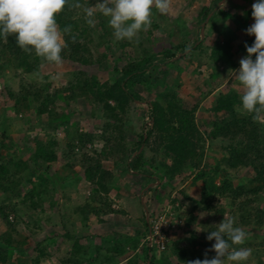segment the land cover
Segmentation results:
<instances>
[{"label": "trees", "instance_id": "16d2710c", "mask_svg": "<svg viewBox=\"0 0 264 264\" xmlns=\"http://www.w3.org/2000/svg\"><path fill=\"white\" fill-rule=\"evenodd\" d=\"M75 2L68 0L64 9L56 15L64 42L62 60L108 70L107 60L111 52L117 51L114 53L115 78L102 83L96 76L79 72L68 87L63 89L55 88L51 82L46 85L22 82L18 91L7 87V104H12L15 115L26 117L31 112L37 117L47 115L49 128L54 131L64 129L66 145L62 156H59L61 141L54 137L40 139L37 135L31 141L35 150L28 152L29 158H17L9 153L0 156V220L7 229L0 235V264H28L19 263L18 259L13 263L16 256L26 255V240L19 241L14 237L19 223L11 221L12 214L18 219L17 205L13 200L22 197V203H28L30 210H37L45 202L54 203L57 192L54 185L57 179L63 180L61 173L65 168L71 169L76 180L83 183L82 186L89 185L86 204L77 206L74 212L81 214L83 220L96 218L100 223H105L104 217L126 214L124 210L114 208L118 196L122 195V191L115 186L117 177H121L117 171L124 174V170H129L145 178L148 186L160 181L164 190L169 187L175 189L176 186L180 188L183 202L177 206L178 209L189 204L192 210L184 225L185 238L174 241L170 246L177 264H187L197 258L204 259L205 254L212 258L215 254L205 250L210 249L214 241H208L206 237L208 231L215 230L216 225L224 219L238 218L242 226L262 230L264 122L261 114H264V107L249 113L240 104L242 92L220 88L225 72L232 74L233 70L239 69L238 59L247 55L245 44L250 46L254 41V37L245 33V29L251 26V18L247 17L241 23L245 26L241 36L238 35L239 27H235L232 32L231 29L223 31L209 47L211 67L221 72L213 71L210 74L209 84L205 88L208 93L204 95L208 97L207 105L202 107L199 99L193 105L184 100L185 96L191 94L186 88L179 90L181 87H177L176 83L160 84V79L154 76L159 70L155 63L158 58L169 66L179 62L178 54L192 50L186 58L189 57L195 63L194 54L202 49L203 43L199 44L197 40L189 46L185 41L188 38L186 35L177 45L171 41L151 50L145 45L152 41L144 39L142 35L131 42L116 41L108 24L109 18L98 10L95 12L97 24L89 26L86 23L83 8L94 6L97 0H79L81 8L72 7ZM215 6H212L213 10ZM212 7L210 5L209 9H204L202 22H206ZM157 12L153 9L154 15ZM248 13L249 10L247 16ZM174 22H177L179 29L182 28L181 19ZM150 25L153 28L159 27L153 22ZM66 27L70 28L67 33L63 31ZM140 33L143 34L142 31ZM174 34L175 30L170 32L171 36ZM95 38L98 43L94 41ZM103 48L105 51L97 55L98 50ZM123 57L128 60L125 64L121 63ZM197 62L199 65L192 70V74L200 72L199 68L205 66V63ZM43 63L55 65L37 56L35 52L23 51L12 36L6 40L0 39V74L4 69H9L15 77L36 75L41 72ZM179 71L184 76L185 69L179 68ZM46 79L49 80L48 75ZM141 86H145L154 99L148 102L150 110L146 120L149 123L145 118L140 120V131L136 133L131 113L134 104L143 103ZM238 88L242 89L240 83ZM79 100L102 109L97 116L103 125L101 134L84 131L82 122H79L74 135L69 137L72 125L70 114L59 113L57 103L61 101L68 104ZM201 108L207 115L199 124ZM6 142L7 138L2 135L0 147H7ZM109 161L115 164L116 171L105 168L104 163ZM54 165L60 166V170L52 173ZM122 165L124 168L120 169ZM79 168L82 174L77 176L75 170ZM248 170H251L250 175L241 179L240 176ZM178 178L181 183L175 185ZM148 192L152 193L151 200L160 196L156 189L150 188ZM76 194L79 196L80 191H76ZM179 202L175 198L171 205L176 207ZM200 213L207 216L204 230L200 233L191 231ZM142 219L143 227L147 230L149 224L146 216ZM66 237L68 242L72 241V254L68 259L61 260V264H114L128 253V246L137 250L140 244L139 234L132 237L112 233V239L106 241L107 248L94 244L89 234L78 233L73 236L67 233ZM263 244L259 245L264 247ZM234 247L251 248L252 245L247 241ZM144 249L145 254L139 255L131 264H138L139 257L140 260L149 261V264H164V258L160 259L152 249L146 246ZM36 252L32 264H43L48 257L47 248L40 243ZM259 264H262L261 261Z\"/></svg>", "mask_w": 264, "mask_h": 264}, {"label": "rangeland", "instance_id": "374dc122", "mask_svg": "<svg viewBox=\"0 0 264 264\" xmlns=\"http://www.w3.org/2000/svg\"><path fill=\"white\" fill-rule=\"evenodd\" d=\"M225 1H227V4L232 8V10L239 8L238 11L243 12V8L252 9V5L255 2V0ZM206 2L207 0H170V9L167 14L161 15L159 12H157L155 15L152 14L151 16V23H157L159 27L153 28V26L150 25L145 30H142L143 34L139 33L137 36L138 38L142 36L144 37V39L149 38L152 42L146 43L145 46H148L151 50H156L155 48H158L160 44L167 42L171 43V41L172 44L177 45L178 43L183 41V38H186V35L188 36V38L184 40L189 46L193 45L197 40H199V44L203 43L202 49L200 51H196V53L194 54L193 58L195 59V61L194 59L193 61L195 63L191 62L189 60V57L186 58V56L191 53L192 50L186 53L178 54V59H180L179 62H175V64L169 66H166V63L158 58V61H156L155 63L156 65H158L159 70L155 73L154 76L155 78L160 79V84L167 83L169 85H175L176 83L177 87L178 85L181 87L179 90H182V88H186L191 92V94H189V96H185L184 100L188 104L193 105V103L197 99H199L202 101V107H206L207 105L206 99L208 97H205L204 95L208 93V91L206 92L205 88H207V84H209L210 74L213 73V71L221 72L218 68L213 69V67H211V64L209 62V48L207 49V46H209L211 42H214L217 39L216 37L222 31V28L220 27H223V29L225 30V26L219 21H217L219 23L216 22L211 27L214 18L212 19L209 17L214 12L213 9L209 17L207 18L206 23L202 22V17L204 16V7H206L207 4ZM251 12L252 10L249 11L248 16L247 13L240 14L246 16V18L243 16L238 17L232 12L231 15H233L235 19L232 18L231 20L234 22L229 23V26L231 25V32L232 30L235 31V29L239 27L240 33L238 32V35L241 36L244 33L242 28H245V26H242L241 23H244L247 17L251 18L252 23H254ZM163 16L166 17L164 18ZM225 17L224 15L220 14L216 16V19L222 20L223 23L225 21ZM177 19H181V21L183 22V26L182 28L180 27V29L177 25V22H174ZM236 19L238 20L237 23H235ZM96 24L97 22H95V25ZM174 30L175 34L174 36H171L170 32H173ZM225 31L227 32V30ZM242 37H244V35ZM94 41L98 43L96 38ZM62 45H64L63 39ZM113 49H116L115 45H113ZM104 51V48L102 50L99 49L96 54L98 55ZM116 52H111L110 58L107 60V65L109 67L108 70H103L98 66H84L64 60H62L59 65L55 64L50 66L47 63H43L41 72L36 75H20L18 77H15L12 70L4 69L0 74V142L2 141V135H5V138H7V147H0V156L7 155L9 153L14 154L17 158H29L28 152L30 153L31 151L33 152L35 150V145L34 143H31V141L37 135L40 137V139L54 137L61 141L60 143L62 144V146L58 148L59 156H62L63 148H65L66 145V133L64 132V129L59 128V130H55V132L54 130L49 128V118L47 115L43 117H37L34 112H31V114L26 117L15 115L14 111L12 110V104H7V102H9L7 87L18 91L22 82L40 83L42 85H46L51 82L55 88L63 89L68 87L69 83L74 80V77H76L75 75L79 72H86L89 76H96L102 83L111 80L113 81L115 78L113 69L115 65L114 53ZM243 57L244 56L238 59V63ZM121 61L122 64H125L128 60L123 57ZM197 61H201L202 64L205 63V66L203 67L202 65V67L199 68L200 72L192 74V70L199 65ZM179 68H182L183 70L185 69L184 76L182 73H179ZM47 75L49 76V80L46 79ZM238 83L239 81L238 79H236L235 73L230 74L229 72V74H227L225 72L222 78V82H220V88L225 91L228 88L237 89L239 92L243 93V89L238 88ZM140 90H142L143 103L134 104L133 113H131V120L134 124L136 133H139L140 131V120H142L143 118H145V121L148 120H146L150 110L148 102L153 101L154 99L153 96L149 94V91L145 88V86H141ZM218 90L219 89L215 90V92L217 93ZM210 99L211 98H209V100ZM57 110L59 113L70 114L72 125L70 126L69 137H72L74 135L76 124L79 122H82V129L86 132L94 134L102 133L103 125L100 122L101 118L97 117L99 113L102 112L101 108L97 109L96 106L87 103L85 100H79L70 102L68 104L59 101L57 103ZM206 115L207 113L204 112L201 108L198 114L199 124L202 123V118ZM261 118L264 122V114H261ZM29 121H31V123H28ZM147 122L149 123V120ZM104 166L106 169L113 171H116L117 169L115 164L111 161L104 163ZM123 166L124 165H122L120 169H123ZM59 168L60 166L54 165L52 168V173L59 171ZM75 171L77 173V176H80L82 174V170L80 168L76 169ZM116 173L121 177H117L115 186L117 189L119 188V190L122 191V195L118 196V201L116 200L115 205L117 206V208H123L126 214L124 216L118 215V219H121L120 221H118L117 223H113L112 225H110L111 227H109V225H106V227L101 228L100 231H97L96 229L99 228V222H97V219H94L93 223L90 220L81 221V214L79 215V213L77 214L74 212L77 206H83L84 204H86L87 196L90 191L88 184L82 186L83 183L76 180V175L73 176L70 168L63 169L61 173L63 180L62 178L57 179L58 181H56V184H53L57 190L54 198V203L45 202L43 206L39 207L37 210H30L28 203H22V197L17 198L15 201L13 200L14 204L17 205L18 219H16L14 217L15 215L12 214L11 221H18L19 223L15 228L16 232L14 233V237L19 241L26 240V244L24 246L26 255L24 257H18L19 255L16 256V259L13 260V263H16L19 260V263L32 264L31 260L37 255L36 248L38 244L42 243L43 245H45L48 251V257L44 259L43 264H61V260L68 259L72 254V241L68 242V239L66 237L67 233H71L73 234V236H76L78 233L89 234L94 244L103 245L104 248H107L108 243L102 241L101 239V236L104 235L102 233H107V231H109V228L110 230L111 228L118 229L120 230V233L121 231H123L122 229H125L127 232H132L130 227L134 225V222L135 225L137 224L138 217L140 220L145 215L148 218L150 215H154L157 210L165 209V207H170V205L172 204L171 202L175 198H178L180 202L176 204V207L172 206L174 210H171L170 208V211H172V218H174L176 221H179L181 225L182 223H184V221L186 223L187 217L191 213L192 208L191 205L188 204L183 208L178 209L177 206L181 205V203L183 202L179 193L180 188L176 186L175 189L169 187L168 189L164 190L160 181L152 186H148L145 178L134 175L129 170H124V174H120V171H117ZM250 173L251 170H248L244 174H242L240 178L243 179L244 177H248ZM180 183V179L178 178L175 182V185H178ZM24 187H26L25 182ZM150 188L156 189L157 195H160L157 199L151 200L153 196L152 193L148 192ZM76 191H80L79 196L78 194H76ZM89 216L92 218L91 214H89ZM232 219L235 222V226L241 227L247 233L244 242L249 241L252 245L251 248H248L251 249V255L245 263L259 264V262L261 261V263L264 264V247H261L259 245L261 243L263 244L264 242V227L262 228V230H256L252 226H242L238 218ZM142 220L139 222L140 224L138 223V226H142ZM206 220L207 216L205 214H197V220L195 221V223H193L191 231L198 233L203 231L204 226L206 225ZM91 225L93 227H96L94 231L93 228L90 227ZM184 225L182 226L183 229L177 230V232L175 233L174 231H171L169 233V236L172 233L174 234H172L170 242L167 243V247L169 248L167 249L168 252L165 251L161 254V256H159L160 259L164 258V264H177L176 258L174 257L173 252L169 246L174 242V240L177 241L185 238ZM124 226H126V228H124ZM6 230V226H4V224L0 220V235L3 234ZM141 231H143V229H141ZM132 235V237H136L138 234L133 233ZM128 247V253L116 260L114 264H131L132 260L137 258L139 255L145 254H142L141 252L134 253V248L132 249V247ZM210 249H206L205 252L211 251ZM139 251H141L140 246ZM140 258L141 257H139L138 264H145L146 260H140ZM158 262L160 261H154V263Z\"/></svg>", "mask_w": 264, "mask_h": 264}, {"label": "clouds", "instance_id": "9594fccd", "mask_svg": "<svg viewBox=\"0 0 264 264\" xmlns=\"http://www.w3.org/2000/svg\"><path fill=\"white\" fill-rule=\"evenodd\" d=\"M67 2L68 0H0V39L6 40L12 36L16 45L23 51L35 52L45 61L59 65L62 62L63 45L56 15L64 9ZM71 6L82 7L79 0ZM153 9L161 15L167 14L170 0H97L94 6L84 7L83 12L86 23L94 26L95 12L98 10L109 18L108 24L116 41L131 42L142 30L150 26ZM251 15L254 23L245 29V33L254 37V41L250 46L245 44L247 55L239 61V69L233 70L243 89L240 104L243 110L249 113L264 107V0H255ZM63 31L67 33L70 28L66 27ZM72 39L75 40V37ZM114 208L120 210L116 205ZM170 208L174 210L170 205L146 217L149 224L147 230L144 229L143 222L137 230L131 227L135 233L138 232L141 242V251L138 248L133 252L143 254L146 246L152 249L154 254L161 256L169 249L167 243L170 242L172 234L183 229L185 224V221L181 225L172 218ZM163 216L166 217L167 224L160 234H156L153 222ZM171 231L174 233L169 236ZM246 236L247 233L241 227L235 226L233 219H224L216 225L215 230L208 231L206 237L208 241H214L210 250L215 255L208 258L205 254L204 259L190 260L187 264H245L251 255V249L234 246L243 244ZM145 264H149V261Z\"/></svg>", "mask_w": 264, "mask_h": 264}, {"label": "crops", "instance_id": "0c3cea01", "mask_svg": "<svg viewBox=\"0 0 264 264\" xmlns=\"http://www.w3.org/2000/svg\"><path fill=\"white\" fill-rule=\"evenodd\" d=\"M245 1H247V0H245ZM208 2H210V3H208ZM235 2V1H234ZM207 4H206V7H204V9L206 8V9H209L208 7L211 5V7L214 5V4H216V7L214 8V12L210 15V17L209 18H214L213 19V22H212V24H211V27L213 26V24H215L217 21H219L221 24H223L224 26H225V30H227V31H229L230 29H231V25L229 26V23H233L234 21H232L231 19L233 18V19H235L234 18V16L233 15H231V13L233 12V14L234 15H237V16H243V15H240L241 13H247V11L249 10H252L251 8H243V10H244V12L243 11H238L239 10V8H237V9H233L232 10V8L227 4V1H225V0H207V2H206ZM211 9H213V7L211 8ZM227 13H228V15H227ZM220 14H222V15H224V20L225 21H227V22H223L222 23V20H220V19H216V16L217 15H220ZM229 17V18H228ZM231 17V18H230ZM243 17H246V16H243ZM228 18V19H227ZM236 21H238L237 19L235 20V23H236ZM219 22H217V23H219ZM252 24V21L250 22V25ZM232 25H234V24H232ZM221 26V25H220ZM220 28H222V31L221 32H223V27H220ZM235 28V27H234ZM224 30V31H225ZM220 32V33H221ZM224 33V32H223ZM217 39H218V36L216 37ZM216 39V40H217ZM215 40V41H216ZM214 41V42H215ZM214 42H211L210 43V45L209 46H207V49L209 48V47H211L212 45H213V43ZM144 197V196H143ZM122 210H124L123 208H121ZM125 212V211H124ZM126 213V212H125ZM80 215V214H79ZM81 217V218H80ZM80 219H81V221H83V217L80 215ZM118 215H115L114 217H111V216H109V217H104L103 218V220L105 221V223H100L99 222V228H96V227H93L92 225L90 226V227H92L93 228V231L95 230V228L97 229V231L99 230H101V228H105L106 227V225H109V227H111L110 225H112L113 223H117L118 221H120L121 219H118ZM95 220H96V218H94ZM93 218L92 219H90V221L93 223V220H94ZM140 219H139V217H138V221H137V223H139L140 221H139ZM124 221V220H123ZM97 222H98V220H97ZM133 224H135V222L133 223ZM140 224V223H139ZM94 226H95V224H94ZM132 228H136V230L140 227V226H138L137 224L136 225H134V226H131ZM131 227H130V229H131ZM124 228H126V226H124ZM87 229V228H86ZM123 231H121V233L122 234H127V235H130L132 232H134L135 233V230L134 229H132V232H127L125 229H122ZM125 232V233H124ZM112 233H120V230H118V229H113V228H111V230H110V228H109V231H107V233H102V234H104L103 236H101V239H102V241H104V242H106L108 239H112L111 238V235H112ZM133 234V233H132ZM108 242V241H107ZM112 245V244H111ZM134 253H136V252H134Z\"/></svg>", "mask_w": 264, "mask_h": 264}, {"label": "built area", "instance_id": "2783aa9c", "mask_svg": "<svg viewBox=\"0 0 264 264\" xmlns=\"http://www.w3.org/2000/svg\"><path fill=\"white\" fill-rule=\"evenodd\" d=\"M165 224H167L165 216L160 217V218H156L153 222V229H154L155 233L160 234L162 232Z\"/></svg>", "mask_w": 264, "mask_h": 264}]
</instances>
